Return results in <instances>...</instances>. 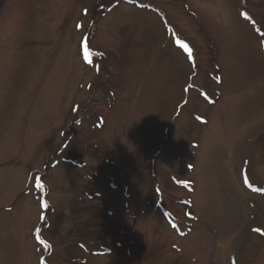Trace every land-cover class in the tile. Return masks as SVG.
I'll use <instances>...</instances> for the list:
<instances>
[{
  "label": "rangeland",
  "instance_id": "1",
  "mask_svg": "<svg viewBox=\"0 0 264 264\" xmlns=\"http://www.w3.org/2000/svg\"><path fill=\"white\" fill-rule=\"evenodd\" d=\"M262 233L264 0H0V264H264Z\"/></svg>",
  "mask_w": 264,
  "mask_h": 264
},
{
  "label": "snow or ice",
  "instance_id": "2",
  "mask_svg": "<svg viewBox=\"0 0 264 264\" xmlns=\"http://www.w3.org/2000/svg\"><path fill=\"white\" fill-rule=\"evenodd\" d=\"M78 27H79V25H78ZM178 43H180V46H181L183 49H185L186 51H189V49H188V45H187V44H185V43H183V42H180V41H178ZM85 59L88 60V53H87V50L85 51ZM88 62H90V60H89ZM184 183L187 184L188 182H184ZM38 186L43 187V185H40V184H39V181H38ZM41 206H42V207H46L47 205L44 204V202L42 201V202H41ZM255 231H257V232H261L262 230H261V229H256ZM262 234H264V233H262Z\"/></svg>",
  "mask_w": 264,
  "mask_h": 264
},
{
  "label": "trees",
  "instance_id": "3",
  "mask_svg": "<svg viewBox=\"0 0 264 264\" xmlns=\"http://www.w3.org/2000/svg\"><path fill=\"white\" fill-rule=\"evenodd\" d=\"M99 3H102V0H99ZM44 204H45V200H43ZM47 207V206H46ZM46 207H44V210L46 209ZM98 235H102V233L99 231ZM107 235V234H106Z\"/></svg>",
  "mask_w": 264,
  "mask_h": 264
}]
</instances>
